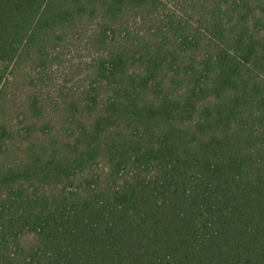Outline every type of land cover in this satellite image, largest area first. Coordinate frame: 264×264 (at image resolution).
Returning a JSON list of instances; mask_svg holds the SVG:
<instances>
[{"label":"trees","instance_id":"1","mask_svg":"<svg viewBox=\"0 0 264 264\" xmlns=\"http://www.w3.org/2000/svg\"><path fill=\"white\" fill-rule=\"evenodd\" d=\"M0 264H264V0H0Z\"/></svg>","mask_w":264,"mask_h":264},{"label":"rangeland","instance_id":"2","mask_svg":"<svg viewBox=\"0 0 264 264\" xmlns=\"http://www.w3.org/2000/svg\"><path fill=\"white\" fill-rule=\"evenodd\" d=\"M94 53L86 37H76L65 47L49 67L50 95L53 98L70 100L88 83L89 68ZM37 79L38 76L35 75Z\"/></svg>","mask_w":264,"mask_h":264}]
</instances>
